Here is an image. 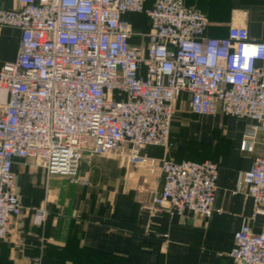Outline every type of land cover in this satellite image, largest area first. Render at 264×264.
I'll use <instances>...</instances> for the list:
<instances>
[{
  "label": "built area",
  "instance_id": "1",
  "mask_svg": "<svg viewBox=\"0 0 264 264\" xmlns=\"http://www.w3.org/2000/svg\"><path fill=\"white\" fill-rule=\"evenodd\" d=\"M0 8V27L20 31L14 62L0 69V89L8 96L0 115V240L22 213L15 162L43 171L46 179L66 178L87 186L79 173L85 157L125 155L163 176L161 189L144 206L202 218L212 214L218 166L148 158L147 147H173L170 130L175 102L188 95L190 113L248 121L241 149L264 132V40L251 41L243 26L227 35H205L207 20L184 0H15ZM143 14L150 22L147 46H131L124 15ZM264 151V139L261 142ZM252 200L251 218L264 216V153L239 175ZM45 206L31 215L41 225ZM165 247V244H164ZM235 264H264V232L247 222L234 234ZM30 264H43L40 257Z\"/></svg>",
  "mask_w": 264,
  "mask_h": 264
},
{
  "label": "crops",
  "instance_id": "2",
  "mask_svg": "<svg viewBox=\"0 0 264 264\" xmlns=\"http://www.w3.org/2000/svg\"><path fill=\"white\" fill-rule=\"evenodd\" d=\"M146 6L154 0H144ZM187 7L206 17L205 35L221 38L231 26H243L251 41L264 40V0H184ZM18 6L0 0V8ZM132 27L130 44L145 51L150 22L143 14L124 15ZM20 31L0 27V69L15 61ZM8 96L0 89V115ZM245 119L190 113L188 95L175 102L170 130L173 148L164 152L147 147L148 158L201 162L218 166L217 188L210 217L191 213L151 214L149 204L163 184L159 169L127 163L125 155L85 157L79 173L88 185H74L66 178L46 179L43 171L17 160L14 172L22 213L12 219L8 235L0 240V264H235L230 257L234 234L247 222L254 232H264V216L251 218L252 200L246 188H237L239 175L263 155L264 132L257 143L241 149ZM45 206L48 215L41 225L31 221L33 211ZM165 244V247H164Z\"/></svg>",
  "mask_w": 264,
  "mask_h": 264
},
{
  "label": "rangeland",
  "instance_id": "3",
  "mask_svg": "<svg viewBox=\"0 0 264 264\" xmlns=\"http://www.w3.org/2000/svg\"><path fill=\"white\" fill-rule=\"evenodd\" d=\"M113 154H116V153H109V154H107V155H104V156H99L98 158H107V157H109V156H111V155H113ZM117 155V154H116ZM16 185H17V180H16Z\"/></svg>",
  "mask_w": 264,
  "mask_h": 264
},
{
  "label": "trees",
  "instance_id": "4",
  "mask_svg": "<svg viewBox=\"0 0 264 264\" xmlns=\"http://www.w3.org/2000/svg\"><path fill=\"white\" fill-rule=\"evenodd\" d=\"M173 143V142H172ZM173 148V147H172ZM96 157H99V156H96Z\"/></svg>",
  "mask_w": 264,
  "mask_h": 264
}]
</instances>
